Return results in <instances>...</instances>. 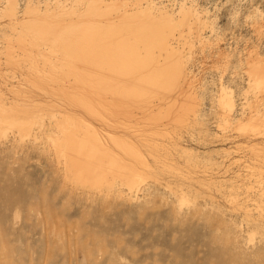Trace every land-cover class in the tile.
Listing matches in <instances>:
<instances>
[{
	"label": "rangeland",
	"instance_id": "1",
	"mask_svg": "<svg viewBox=\"0 0 264 264\" xmlns=\"http://www.w3.org/2000/svg\"><path fill=\"white\" fill-rule=\"evenodd\" d=\"M9 9L0 0V264H264V0ZM95 21L167 26L152 69H174L170 91L134 98L120 91L145 73L73 62Z\"/></svg>",
	"mask_w": 264,
	"mask_h": 264
},
{
	"label": "bare ground",
	"instance_id": "2",
	"mask_svg": "<svg viewBox=\"0 0 264 264\" xmlns=\"http://www.w3.org/2000/svg\"><path fill=\"white\" fill-rule=\"evenodd\" d=\"M104 7H106V6H104ZM101 8L102 7L93 8L91 6L90 10H88L89 12L87 13V15H94L96 17L97 16L98 17L99 16H103L104 17V16H106V15H108L110 13L107 10L108 8L105 9V11H106L105 13H103L104 12L103 11L104 8H102V9ZM15 9H16V0H10V9H9V11L11 12V14L14 13ZM188 16H189V13H188ZM109 17L107 16L108 19H106L104 17V19H106L108 21V20L111 19ZM47 21L49 22V20H47ZM137 23H138V21H137ZM124 24H126V25L118 26L117 24L115 25V22L112 23V24L111 23H106V24H102L101 25L99 23L97 24V21H95L94 23L92 22L91 24L89 23L88 25L83 27V35L74 43V45L70 49H68L69 52H68L67 56L72 58V59H74L73 62L75 60H80V62L85 61V62H88L90 65L95 66V68H98V70H101V71L102 70L103 71L104 70L105 71L108 70V71H111L113 73H116L117 75H119V74L122 75L123 74L122 76H124V75H130L131 76V74H134L135 72H138L137 74L145 73L143 76L142 75L141 76L138 75V79H137L138 82L136 81L137 84L135 85L134 83H136V82L134 81L133 82L134 86L131 89L128 87L127 84L125 85V84H123V82L119 83V84L122 83L121 85H123V86L125 85L126 86V87L124 86L125 88H123L121 91L119 90L120 93L122 92V93H125V94H128V95H131V96L132 95H136L135 97L132 96L134 98L138 97V95H139V97L141 95L144 96L145 92H147L145 90L146 87H148L149 89L152 88V90H154L153 87H155L156 90H159L160 88L162 90L163 87H167V86L169 87V85L172 84L173 78L176 79L174 77V75H175L174 74V69L173 68L170 69L169 67L165 68V66L163 68L161 66H157V67L152 69V67H154V65L158 63V61H157V59H156V57L154 55L156 53L155 52L156 50L158 51L159 48H162L163 50L167 49L169 51L168 53H170V48H168V45L170 46L171 44H169V43L167 44V42H166L167 41L166 40L167 39L166 30L168 29V27L165 26V25L156 24V23H153V22H150V21H147V22L145 21L144 23H141V24L138 23L140 25H138L137 27L132 25V24H130L129 26L127 25V23H124ZM50 25H53V24L51 23ZM71 29H73V28H71ZM54 30L55 29H52V31H54ZM55 31H57V30H55ZM37 32H38V35H41V31L40 30L37 31ZM37 32H36V34H37ZM123 32H125L127 35H129V38L126 41H122V40L118 41L117 40V41H114L113 43H110V44H103L105 39L110 38V37H114V36L119 35V34H121ZM60 33H62V31ZM69 34H70V32L64 34L61 37H59L60 36L59 35L58 36L59 39L57 40V42L62 41L66 45L67 41H68V35ZM115 40H116V38H115ZM158 41L161 44L159 45L158 49H155V45L158 43ZM54 46H55V44H54ZM172 61H171V64H172ZM85 62H83V63H85ZM180 62H178V63H180ZM71 64H69V65H71ZM89 64L86 63V65H89ZM174 65H176V64H174ZM174 65L172 64L173 67H174ZM73 68H74V65H73ZM180 68H181V66H180ZM101 71H98V72H101ZM180 72H182V71H180ZM110 74L112 75V73H109V72L107 73L106 72V75H110ZM120 75L117 76V77H120ZM255 75H254V77H255ZM107 78H108V76H107ZM109 78H110V81H112L110 76H109ZM99 80L102 81L103 79L99 78ZM108 81H109L108 79H104L103 80V84L104 85L108 84L107 86H110L111 82L104 83V82H108ZM113 82L111 84L115 83V82L114 83ZM100 83L102 84V82H100ZM173 83L176 84V82H173ZM256 83H257V85L260 88L262 87V89H263L264 88V76L261 75V76L257 77L256 78ZM175 84H173V87L175 86ZM121 85H119V86L117 85V87H120ZM113 87H115V85H113ZM168 87L166 88L167 90H168ZM171 87H172V85H171ZM110 88H111V86H110ZM112 88H111V90L118 91V89L116 87H115L116 89H112ZM157 88H159V89H157ZM164 89L165 88H163V90ZM169 89H170V87H169ZM172 89L173 88H171V90ZM152 90H150V92ZM119 91H118V93H119ZM168 91H170V90H168ZM164 92H165V90H164ZM149 93L147 92V94H149ZM128 95L127 96L124 95V96L128 97ZM149 95H147V97ZM144 97H141V98H144ZM128 98H131V97H128ZM226 103H228V102L226 101ZM252 123H254V122H251V124ZM257 127H258V125H257ZM76 150H78L77 151L78 154L82 155V156L80 155L81 157H84L83 155L85 153L91 159V161H94L95 164L98 165V167H100V166L102 167L103 166V164L101 165V163H100L102 161L101 159H95L94 158V155H97V153L99 152L98 151L99 149H94L93 147L90 148L89 146L85 149L83 147V143H80V145L77 146ZM90 168H92V167H90ZM100 174H102V173H100Z\"/></svg>",
	"mask_w": 264,
	"mask_h": 264
}]
</instances>
